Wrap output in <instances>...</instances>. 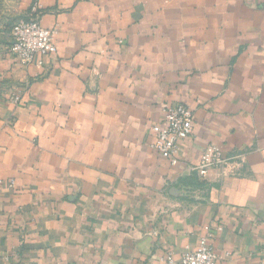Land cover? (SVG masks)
Wrapping results in <instances>:
<instances>
[{
  "label": "crops",
  "instance_id": "1",
  "mask_svg": "<svg viewBox=\"0 0 264 264\" xmlns=\"http://www.w3.org/2000/svg\"><path fill=\"white\" fill-rule=\"evenodd\" d=\"M33 3L56 53L21 66ZM175 103L171 165L150 127ZM209 144L238 166L200 176ZM208 224L218 264H264V0H0V264H160Z\"/></svg>",
  "mask_w": 264,
  "mask_h": 264
},
{
  "label": "built area",
  "instance_id": "2",
  "mask_svg": "<svg viewBox=\"0 0 264 264\" xmlns=\"http://www.w3.org/2000/svg\"><path fill=\"white\" fill-rule=\"evenodd\" d=\"M42 9L39 3H33L25 18L15 21L11 27V40L8 52L17 64L26 66L32 63L36 56H51L56 53L55 36L57 25L44 27L40 24ZM20 93L11 97L14 102L20 101ZM162 121L150 128L154 136L151 147L171 165L178 162L180 142L193 133L194 116L192 110L183 103L168 104L162 107ZM237 156H223L218 145H206L196 163L191 167L204 177L211 169H230L238 165ZM12 181L9 185H12ZM205 233L200 237L193 249L187 250L175 258L171 251L165 253L160 264H218L213 241L216 234L222 230L220 225L208 224Z\"/></svg>",
  "mask_w": 264,
  "mask_h": 264
}]
</instances>
